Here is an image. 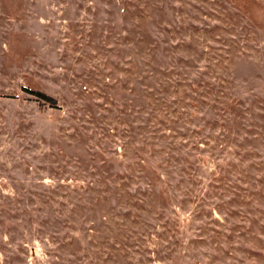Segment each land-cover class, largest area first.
I'll return each instance as SVG.
<instances>
[{
	"label": "rangeland",
	"instance_id": "1",
	"mask_svg": "<svg viewBox=\"0 0 264 264\" xmlns=\"http://www.w3.org/2000/svg\"><path fill=\"white\" fill-rule=\"evenodd\" d=\"M0 264H264V0H0Z\"/></svg>",
	"mask_w": 264,
	"mask_h": 264
},
{
	"label": "trees",
	"instance_id": "2",
	"mask_svg": "<svg viewBox=\"0 0 264 264\" xmlns=\"http://www.w3.org/2000/svg\"><path fill=\"white\" fill-rule=\"evenodd\" d=\"M26 91H28L29 93L35 94L36 96L40 97L41 99L45 100L46 102H48L50 104L51 107H55L56 106V100L52 97H50L49 95H46L42 92H35V91H31L29 89H27Z\"/></svg>",
	"mask_w": 264,
	"mask_h": 264
}]
</instances>
